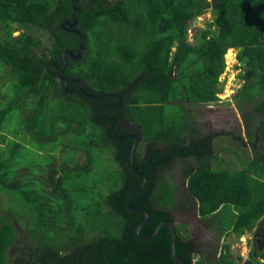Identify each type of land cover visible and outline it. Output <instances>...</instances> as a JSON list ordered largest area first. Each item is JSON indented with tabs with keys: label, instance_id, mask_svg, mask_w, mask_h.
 Returning a JSON list of instances; mask_svg holds the SVG:
<instances>
[{
	"label": "trees",
	"instance_id": "trees-1",
	"mask_svg": "<svg viewBox=\"0 0 264 264\" xmlns=\"http://www.w3.org/2000/svg\"><path fill=\"white\" fill-rule=\"evenodd\" d=\"M73 2L0 0V64L11 79L10 93H0V144H7L0 151V192L10 196L13 211L0 216V264H177L167 226L151 242L136 237L145 217L126 201L143 180L130 166L135 140H121L129 135L146 144L144 155L139 146L135 150L134 163L147 186L131 200L150 217L141 236L151 237L167 221L187 264H238L228 244L219 256L206 255L182 234V186L176 180L186 183L192 198L187 205L198 204V215L220 239L240 238L264 220V0H80L77 29L85 45L79 60L66 56L65 88L59 76L63 55H77L81 47L80 35L63 28L75 15ZM210 9L213 22L189 43L185 28ZM16 28L47 33L48 53L38 52L40 40L28 32L14 37ZM230 49L239 50L250 73L237 97L251 105L244 121L258 143L238 171L212 167V136L196 131L186 110L188 104L220 101ZM77 80L83 91L79 84L73 89ZM87 94L118 95L121 101ZM108 118L119 123L116 134ZM60 146L72 154L84 151L87 165L70 168L65 162L70 171L57 176L52 161L45 183L35 176L46 168L20 163L32 147L50 153ZM104 157L116 165L107 169L99 160ZM69 179L79 184L68 186ZM14 219L24 220L25 233ZM245 264H264V250Z\"/></svg>",
	"mask_w": 264,
	"mask_h": 264
},
{
	"label": "rangeland",
	"instance_id": "rangeland-1",
	"mask_svg": "<svg viewBox=\"0 0 264 264\" xmlns=\"http://www.w3.org/2000/svg\"><path fill=\"white\" fill-rule=\"evenodd\" d=\"M115 0H113L114 2ZM214 20L211 9L202 17L192 21L188 26V41L191 44H195V38L200 35L202 29H207L209 24ZM4 26L0 23V38L4 39ZM24 28H16L14 37H18L23 33H26ZM28 34L34 35L40 40L39 53H48L50 47L49 36L44 31L37 28H30ZM176 49H173V52ZM232 50V56L230 58L225 57L226 70L220 78V87L223 88L221 94L218 95L219 102L212 105H186V110L190 116V122L196 131L201 132L203 135L212 136V149H211V164L215 169L227 168L232 171H238L243 168V164L250 160L254 154V147L257 148L258 143L254 142V139H250L247 134L246 124L244 116L251 108V105L247 102H243L237 95L240 89L247 83L244 77L247 74L242 72L240 61L238 60L239 50ZM229 53V51H228ZM227 53V54H228ZM230 53V54H231ZM226 54V55H227ZM10 69L3 67L0 64V93L3 95L10 93L11 81H10ZM264 99V95L260 97ZM4 101V100H3ZM26 115L25 110H21L19 118L22 119ZM18 114H16V117ZM12 128L17 129L19 123L12 117ZM8 139H14L12 134L6 133ZM22 137V134H20ZM240 139H243L241 142ZM7 144H0V151H4ZM27 148H31V145H27ZM139 151L142 155L146 152V144L139 145ZM50 152V151H49ZM54 155V157L49 154ZM50 153L40 152L37 148L31 149V152L24 153L20 157L21 165L31 166L35 168L40 166L46 168L51 162L57 164V176L66 175L70 171V168H74L76 165L81 167L87 165L88 156L84 151H78L75 154L71 153L70 148L60 146L56 151ZM99 158L100 162L105 164L108 169L115 164L110 158ZM67 163L68 166L63 165ZM71 163V164H70ZM116 165V164H115ZM52 167H48L47 172L40 171L35 177L43 178V182H48L47 179L50 176ZM36 169V168H35ZM97 172L100 171L96 169ZM21 173V171H19ZM178 174V171H175ZM179 176V175H177ZM28 178V176H25ZM178 180V181H177ZM176 183L181 185V195L179 208L177 210V225L180 228L182 234L186 238H190L196 244L198 251L204 252L206 255L213 254L219 256L224 244H228L231 252V257L238 264H245L252 258L255 253L260 255L264 249V244L261 247L259 242L263 236L258 235L257 228L251 232H247L244 236L237 238L236 236L229 237L227 239H220L217 235L208 232L206 224L209 222L202 219L198 215V204L191 203V197L186 191V183L181 181L180 177H177ZM69 179L67 181L68 186H77L79 183ZM49 185V184H48ZM47 185V186H48ZM49 192L52 191V187H48ZM12 200L9 195L2 194L0 192V216L6 213L13 212L10 210L12 207ZM15 214L19 215V208L15 209ZM15 216V215H14ZM23 219H14L15 226L19 232L25 233L26 228ZM184 224V226H182ZM217 238V239H216ZM259 245V246H258ZM258 246V247H257ZM16 253V250H13ZM17 255V254H16ZM261 261V257H256Z\"/></svg>",
	"mask_w": 264,
	"mask_h": 264
},
{
	"label": "water",
	"instance_id": "water-1",
	"mask_svg": "<svg viewBox=\"0 0 264 264\" xmlns=\"http://www.w3.org/2000/svg\"><path fill=\"white\" fill-rule=\"evenodd\" d=\"M79 1L80 0H74V2H73L75 15H74L72 21H65L63 23V28L65 30H67L69 32L77 33L81 37V47L79 49L78 54L74 55L73 52L67 51L63 55V67H62L61 71L59 72V76L63 79V81L65 83V88H67V81L63 77V73H64V71L66 69V65H67L66 64V56H67V54H70L74 58V60H79L82 57L83 49H84V45H85V39H84L82 33L77 29L78 19H79V9H78ZM185 32H188V28H185ZM240 65L242 67V72L244 74L250 75V73H248V69L246 67V62L243 61L240 63ZM77 84H79L81 91H83V85H82L81 80H77L76 82H74L73 89L76 87ZM87 95L93 99H106L108 97H117L121 101V98L118 95H111V94L104 95V96H95V95H90V94H87ZM108 119L113 121L116 124V128H115V134H116L118 129H119V123L117 121H115L114 119H111V118H108ZM130 138L135 140L134 146H133V151L131 152V155H130V166H131V169L133 170V172L143 180V184L141 185V187L138 188L137 190H135L133 193H131L129 195V197L127 198V201H126V204H127V207L129 210H131L132 212L141 214L145 217L144 223L141 224L136 230V237L140 242H144V243L151 242L157 238L161 229L163 227L167 226L171 232V247H172V255H173L174 261L177 264H187L177 254V251H176V230H175L174 225L171 224L170 222L165 221V222L160 223L158 225L155 233L151 237L144 238L141 236V230L149 223L150 217H149V214L147 212H145L144 210L133 208L131 206V200L133 199L134 196H136L137 194H139L140 192H142L146 188L147 179L143 173V169L136 167L135 163H134V152L137 149V147L139 146V143H140L139 138L136 135H129L127 137L122 138L121 140H126V139H130ZM263 226H264V221H263Z\"/></svg>",
	"mask_w": 264,
	"mask_h": 264
},
{
	"label": "flooded vegetation",
	"instance_id": "flooded-vegetation-1",
	"mask_svg": "<svg viewBox=\"0 0 264 264\" xmlns=\"http://www.w3.org/2000/svg\"><path fill=\"white\" fill-rule=\"evenodd\" d=\"M73 85H74V83H73ZM74 87V86H73ZM206 229H207V231L208 232H211L212 234H215V235H217L218 236V231L214 228V226L210 223V222H208L207 224H206ZM262 235L263 236V238H262V240L259 242V244H262V245H260L261 247L263 246V244H264V226L261 228V231H260V233H259V235ZM217 239V238H216ZM259 246V245H258ZM257 246V247H258Z\"/></svg>",
	"mask_w": 264,
	"mask_h": 264
},
{
	"label": "crops",
	"instance_id": "crops-1",
	"mask_svg": "<svg viewBox=\"0 0 264 264\" xmlns=\"http://www.w3.org/2000/svg\"><path fill=\"white\" fill-rule=\"evenodd\" d=\"M264 221V220H263ZM263 221H261L258 225H257V230H259L258 231V235H259V233H260V231H261V228L263 227ZM260 236H261V234H260ZM264 250V249H263ZM262 259V258H261ZM262 262H263V260H261Z\"/></svg>",
	"mask_w": 264,
	"mask_h": 264
},
{
	"label": "bare ground",
	"instance_id": "bare-ground-1",
	"mask_svg": "<svg viewBox=\"0 0 264 264\" xmlns=\"http://www.w3.org/2000/svg\"><path fill=\"white\" fill-rule=\"evenodd\" d=\"M232 50H229V53L226 55L227 58H230L232 56V53H231ZM231 53V54H230Z\"/></svg>",
	"mask_w": 264,
	"mask_h": 264
}]
</instances>
